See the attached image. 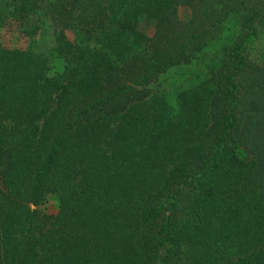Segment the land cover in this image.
Returning a JSON list of instances; mask_svg holds the SVG:
<instances>
[{
    "label": "trees",
    "instance_id": "16d2710c",
    "mask_svg": "<svg viewBox=\"0 0 264 264\" xmlns=\"http://www.w3.org/2000/svg\"><path fill=\"white\" fill-rule=\"evenodd\" d=\"M15 4L46 5L67 65L0 45V264H264V0ZM234 17L207 97L165 115L152 86Z\"/></svg>",
    "mask_w": 264,
    "mask_h": 264
},
{
    "label": "rangeland",
    "instance_id": "374dc122",
    "mask_svg": "<svg viewBox=\"0 0 264 264\" xmlns=\"http://www.w3.org/2000/svg\"><path fill=\"white\" fill-rule=\"evenodd\" d=\"M15 2L16 0H0V45L11 48L22 46L29 50L37 56V62L43 65L50 78L65 75L67 61L60 53L61 48L53 23L47 17L41 16L46 5L40 6V10L38 6H29L31 14L22 17ZM46 3L47 1L44 4ZM179 16L181 20L189 21L192 17V9L187 6L181 7ZM238 22V17L230 19L217 37L190 64L174 67L159 77L157 84L152 88L156 99L161 100L167 110L164 112L165 115L178 114L180 98L186 92L207 97L208 92L214 87L224 49L231 46L236 39ZM136 28L147 36H153L155 33L153 21L141 19ZM79 38L75 33L68 34V39L72 43H77ZM255 46L259 47V44ZM149 112L153 116L157 115L155 111L149 110ZM29 205L33 208L32 204ZM37 209L41 217L57 214L59 201L54 194L49 193Z\"/></svg>",
    "mask_w": 264,
    "mask_h": 264
}]
</instances>
